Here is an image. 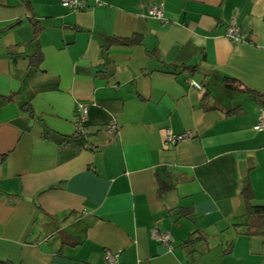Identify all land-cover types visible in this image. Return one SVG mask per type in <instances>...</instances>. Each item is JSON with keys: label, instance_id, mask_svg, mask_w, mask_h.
<instances>
[{"label": "crops", "instance_id": "0c3cea01", "mask_svg": "<svg viewBox=\"0 0 264 264\" xmlns=\"http://www.w3.org/2000/svg\"><path fill=\"white\" fill-rule=\"evenodd\" d=\"M104 4L0 0V264H264V0Z\"/></svg>", "mask_w": 264, "mask_h": 264}, {"label": "built area", "instance_id": "2783aa9c", "mask_svg": "<svg viewBox=\"0 0 264 264\" xmlns=\"http://www.w3.org/2000/svg\"><path fill=\"white\" fill-rule=\"evenodd\" d=\"M60 2L64 8L70 11H74V12L85 11L91 8L102 7L105 5L104 0H60ZM148 16L156 20H159L162 23L166 22L164 8H163V5L161 4H153L148 9ZM226 36L233 43L243 41V38L240 34V28H239L236 18H234L230 22L229 26L227 27ZM189 84L191 86H194L197 89H201V86L193 80H190ZM259 111H260V114L258 116V123L255 126V129L257 131H264V105L261 106ZM88 112H89L88 105L86 104L78 105L77 116L74 119V128H75L76 134L78 135H88L91 133L89 128L87 127ZM105 128H106V131L112 135H117L119 132V126L117 122L115 121V119H113ZM193 137H194L193 134L190 132L176 135L171 131H167L166 136H165V144L166 145H178L182 142L191 140ZM151 237L156 242L167 245L169 247H171L173 243V237L170 232H163L159 229H153L151 231ZM119 259H120L119 252H111V251L105 252V263L106 264H118Z\"/></svg>", "mask_w": 264, "mask_h": 264}, {"label": "trees", "instance_id": "16d2710c", "mask_svg": "<svg viewBox=\"0 0 264 264\" xmlns=\"http://www.w3.org/2000/svg\"><path fill=\"white\" fill-rule=\"evenodd\" d=\"M113 43H117V44H121V45H133V44H139L140 42V38L138 36L136 37H133V38H129V39H113L112 40ZM42 58H39L37 59V61L33 62L34 64H37L38 62L41 61ZM225 86L232 90V91H240V92H249L248 90L246 89H242L241 85L237 84L234 80H230V79H227L225 81ZM257 98L259 99H262L263 100V103H264V94L262 95H257ZM243 195H244V198L246 200V204H247V208H248V211L250 213H257V212H260L261 209L260 208H256L254 207L252 204H251V201H252V196H251V193H250V190L249 188H246L244 191H243Z\"/></svg>", "mask_w": 264, "mask_h": 264}]
</instances>
